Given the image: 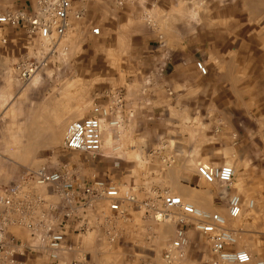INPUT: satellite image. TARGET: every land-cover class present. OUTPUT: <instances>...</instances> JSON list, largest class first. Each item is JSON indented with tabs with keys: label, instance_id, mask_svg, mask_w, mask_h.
Returning a JSON list of instances; mask_svg holds the SVG:
<instances>
[{
	"label": "rangeland",
	"instance_id": "obj_1",
	"mask_svg": "<svg viewBox=\"0 0 264 264\" xmlns=\"http://www.w3.org/2000/svg\"><path fill=\"white\" fill-rule=\"evenodd\" d=\"M34 6L0 0L2 11ZM33 62L25 82L19 66ZM96 110L102 153L64 151L68 125ZM198 165L233 167V184L208 185ZM43 166L138 201L124 216L103 201L71 220L79 264H161L180 215L163 198L181 192L225 217L238 249L264 261V0H92L58 41L0 27V198ZM231 195L244 203L236 220ZM189 237L191 262L213 264L207 237L192 228Z\"/></svg>",
	"mask_w": 264,
	"mask_h": 264
},
{
	"label": "built area",
	"instance_id": "obj_2",
	"mask_svg": "<svg viewBox=\"0 0 264 264\" xmlns=\"http://www.w3.org/2000/svg\"><path fill=\"white\" fill-rule=\"evenodd\" d=\"M92 0H35L32 10L26 8L0 10V27H18L42 41H58L66 37L73 20L83 19ZM94 36L100 28H92ZM38 62L19 66L23 80L29 81L38 71ZM197 71L206 76L204 63ZM68 125L64 151L100 155L103 151V122L97 116ZM235 170L229 165H198L197 174L208 185L230 187ZM108 203L116 216L126 215V206L138 203L134 195L124 197L117 186L103 182L80 181L70 171L49 170L48 167L28 169L18 183L11 185L0 198V264H79L74 247H68L70 233L78 230L71 220L88 216L100 202ZM243 201L237 195L228 197L230 220L240 218ZM166 213L179 210V228L164 252L161 264H193L189 257L192 228L207 237L213 264H264L253 261L250 254L238 249L239 231L231 228L219 213H205L185 204L178 196H165ZM250 209L254 202L248 203ZM86 222V220H83ZM89 226V223L83 227ZM74 254L70 259L66 254Z\"/></svg>",
	"mask_w": 264,
	"mask_h": 264
},
{
	"label": "bare ground",
	"instance_id": "obj_3",
	"mask_svg": "<svg viewBox=\"0 0 264 264\" xmlns=\"http://www.w3.org/2000/svg\"><path fill=\"white\" fill-rule=\"evenodd\" d=\"M171 175H174V174H171ZM180 198L182 199V200H185L187 197H188V194L187 193H185V192H181L180 194ZM184 202V201H183ZM192 204H193V206L196 208V209H198V210H203V206L201 207V205L199 204V203H197V201H192ZM189 205H191V204H189ZM204 212V211H203ZM205 213H207V212H205ZM209 214V213H208ZM159 217L161 218L162 217V215H159ZM225 218V217H224ZM226 219V218H225ZM243 251H245V250H243ZM245 252H247V251H245ZM251 256V255H250ZM251 258H252V256H251ZM254 261V260H253Z\"/></svg>",
	"mask_w": 264,
	"mask_h": 264
}]
</instances>
